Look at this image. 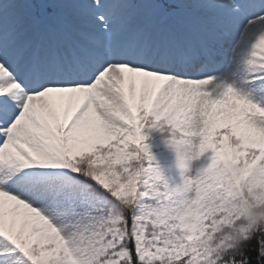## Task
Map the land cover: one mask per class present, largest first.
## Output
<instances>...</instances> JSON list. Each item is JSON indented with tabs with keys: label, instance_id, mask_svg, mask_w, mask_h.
Wrapping results in <instances>:
<instances>
[{
	"label": "snow or ice",
	"instance_id": "6c2138e0",
	"mask_svg": "<svg viewBox=\"0 0 264 264\" xmlns=\"http://www.w3.org/2000/svg\"><path fill=\"white\" fill-rule=\"evenodd\" d=\"M250 248L264 257V0H0V264Z\"/></svg>",
	"mask_w": 264,
	"mask_h": 264
},
{
	"label": "trees",
	"instance_id": "16d2710c",
	"mask_svg": "<svg viewBox=\"0 0 264 264\" xmlns=\"http://www.w3.org/2000/svg\"><path fill=\"white\" fill-rule=\"evenodd\" d=\"M37 15L39 16L40 13L37 12ZM252 244L255 245L256 241L253 240ZM249 252H250L251 259H252V264H264V257H259V253L257 249L250 248Z\"/></svg>",
	"mask_w": 264,
	"mask_h": 264
}]
</instances>
